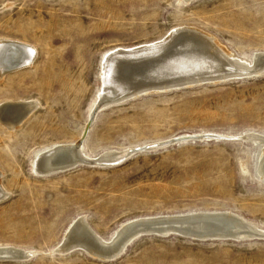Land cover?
<instances>
[{"label": "rangeland", "instance_id": "1", "mask_svg": "<svg viewBox=\"0 0 264 264\" xmlns=\"http://www.w3.org/2000/svg\"><path fill=\"white\" fill-rule=\"evenodd\" d=\"M183 26L246 62L264 52V0H0V40L35 52L29 65L0 78V106L35 105L13 130L0 120L7 195L0 201V245L33 255L0 264H264V236L255 235L143 236L114 261L56 250L79 217L103 240L131 220L185 213L230 212L264 232L262 148L244 138L264 136V70L231 81L218 73L211 82L109 106L94 115L82 141L104 55L165 39ZM182 136L199 140L109 167L78 165L44 176L33 170L36 154L55 145L81 142L84 154L97 157Z\"/></svg>", "mask_w": 264, "mask_h": 264}, {"label": "bare ground", "instance_id": "2", "mask_svg": "<svg viewBox=\"0 0 264 264\" xmlns=\"http://www.w3.org/2000/svg\"><path fill=\"white\" fill-rule=\"evenodd\" d=\"M186 2H188V0H186ZM201 32L194 28L184 26L178 27L170 32L171 34L168 36L166 41L163 37L162 39L152 43L137 45L126 49L115 48L107 52L101 62L100 77L102 80V87L98 92L96 101L90 109V114L94 110L98 113L104 106L103 103L107 104L112 100H117L115 97L119 95H124L129 90H138L133 89L132 86L134 85L137 87L145 80H155L166 76L172 77V75L175 74H185L187 71L206 73L200 76H213L214 74L223 73L224 77H227L248 73H260L264 70V52L257 53L256 58H253L254 60L252 59L250 62H246L240 58L232 57L233 55L231 56V53H225L222 50L223 48H219V45L216 46L214 42L212 43L211 39L206 37L205 34L203 35ZM147 46L150 47L151 50L144 49L145 52L143 50L141 52L142 55H138L139 53H129L124 56H119L120 58L116 59L114 56H110V53L113 51L136 48L139 49ZM147 51L149 52L147 53ZM34 53V49L24 43L0 40V78L3 77L5 73L16 71L29 65L34 59ZM146 61H150L151 63L144 68L139 67L141 63L143 64ZM213 78L214 77H212V79ZM122 90H125L124 94L121 93ZM33 109H35L33 102L18 101L14 103H4L0 106V120L5 122L2 124H4L7 129L10 127L11 129H14L15 125L18 122H21L25 116H27L26 114L31 113ZM18 124L20 125V123ZM87 126L88 123L86 127ZM244 138L250 140L256 145H260L262 148L258 162V174L260 177L262 176L263 179L264 136L253 133L244 136ZM165 142L166 141L156 144L153 143L148 146L153 148L155 145ZM80 143L81 142L76 144L55 145L54 148L45 149L44 151L37 153L33 165L34 172L37 175L42 176L51 175L58 173L60 170L63 172L69 166L79 164V162H81V164L89 162L94 166L108 165L109 167L111 164H118L122 162L125 156L130 151L134 150L130 149L124 151L121 155H110L107 153L108 155L103 154L102 156L93 157L83 153ZM2 176L3 174L0 172V180ZM5 196H7L6 192L2 188L0 181V199H4ZM159 218H166L167 220H170L169 223H171L174 227H184L185 230H190V228L187 227L190 223L189 225H191L194 230L206 233L212 232L209 233L212 234V237L226 235L238 238L251 237L254 235L264 236V232H261L262 230L260 231L255 225L236 214L230 212H213L198 214L185 213L138 218L123 223L118 230L114 232L110 240H103L91 229L84 217H79L70 225L63 241L56 248V250L61 254H64L67 249L71 250L73 248H84L88 252V255L92 257L105 261H114L124 254L128 246L127 243L137 236L134 235L136 230L135 228H128L122 232V228L125 225L127 226L129 223L139 221H156ZM180 222H182V224H180ZM173 229L177 230L171 227V230ZM163 234H165V232H160V235ZM0 249H7L13 252L17 258L21 259L33 255L31 252L9 245H0ZM110 258L113 259L109 260Z\"/></svg>", "mask_w": 264, "mask_h": 264}, {"label": "water", "instance_id": "3", "mask_svg": "<svg viewBox=\"0 0 264 264\" xmlns=\"http://www.w3.org/2000/svg\"><path fill=\"white\" fill-rule=\"evenodd\" d=\"M171 34V33H170ZM169 34V35H170ZM168 35V36H169ZM168 36L165 38V41L167 40ZM207 40V39H206ZM164 44V43H162ZM144 49H150V47H141V48H136V49H128V50H118V51H113L112 53H110V56H114V58H120L119 56H124V55H127L129 53H133V54H138V55H142V51ZM145 52V50H144ZM149 51H147L148 53ZM125 62H129V61H125ZM151 62L150 61H146L144 62L143 64L141 63V65H139V67L141 68H144L145 66H147L148 64H150ZM263 72V70H262ZM260 72V73H262ZM202 74H206V73H200V72H196V71H187L185 72V74H175V75H172V77L170 75V77H164V78H158V79H155V80H145L143 81L142 83L139 84V86H132L133 89H138V90H135V91H128L125 93V90H122L121 93L124 94V95H119L117 97H115L117 100H112L110 101L109 103L104 104V106L101 108V110H104L105 108H108L109 106H112V105H116V104H120V103H124L128 100H131V99H134L138 96H141L145 93H148V92H151V91H154V90H161V89H165V88H175V87H182L184 85H187V84H193V83H199V82H211L213 81L214 79H212L213 76H206V75H203V76H200ZM259 73H251V74H243V75H237V76H223V78L221 79H224V80H236V79H246V78H249V77H253V76H257ZM224 75V74H222ZM195 77H203V78H195ZM183 78V79H182ZM186 78V79H184ZM140 87V88H138ZM97 112H93V114L91 115L90 117V120L88 122V127H87V130L86 132L84 133V137L82 139V141L86 138V135L88 133V130L92 124V121L94 119V115L96 114ZM216 139L218 140H224V137H215ZM196 140H199L198 137L196 136H187V137H177V138H174V139H171L169 141H166L165 143H162V144H157L155 145L153 148L151 147H142V148H138V149H134L132 151H130L126 156L125 158L123 159L126 160L128 158H130L131 156H134V155H137L139 153H143V152H148V151H156V150H159V149H164V148H168V147H171V146H178V145H181V144H184V143H188V142H194ZM116 164V163H115ZM113 164V165H115ZM78 165H93V164H90L89 162L88 163H84V164H81V162H79V164H74V165H71L69 166L68 168L65 169V171L69 170V169H73L75 166H78ZM112 165V164H111ZM59 172H62L61 170ZM3 198L0 199V201L2 200ZM170 220H167L166 218H159L158 220L156 221H139V222H133V223H129V225H125L123 228H122V232H124L125 230H127L128 228H135V232H134V235H137L135 238H133L132 240H130L127 244L129 245L131 242L135 241L137 238H141L143 236H162V237H165V236H168V235H179V236H182V237H185V238H189V239H197V240H210V239H235V240H239V239H242L244 237H233L231 235H226V236H218V237H212L211 235L212 234H209V233H212V232H209V233H206V232H201L199 230H194L191 225H187L188 228H190V230H185L184 227H180V228H177V227H174L171 223H169ZM134 224V225H132ZM180 224H182V222H180ZM137 227V228H136ZM171 227L177 229V230H171ZM179 229V230H178ZM160 232H165V234L163 235H160ZM186 233V234H184ZM206 235V236H205ZM250 237V236H249ZM252 237V236H251ZM76 249H79V248H73L71 250H68L65 251L64 253H69L73 250H76ZM85 253L88 254V252L82 248V249H79ZM103 253V252H102ZM27 257L21 259V258H17L16 255L7 250V249H0V262L1 261H12V260H17V261H21V260H25ZM113 258H110L109 260H111Z\"/></svg>", "mask_w": 264, "mask_h": 264}]
</instances>
